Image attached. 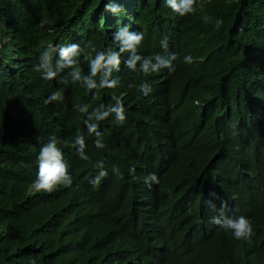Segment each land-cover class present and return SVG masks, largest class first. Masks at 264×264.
Segmentation results:
<instances>
[{"label":"trees","instance_id":"trees-1","mask_svg":"<svg viewBox=\"0 0 264 264\" xmlns=\"http://www.w3.org/2000/svg\"><path fill=\"white\" fill-rule=\"evenodd\" d=\"M195 8L194 15L180 17L167 0H0V264H58L43 260L36 248L44 218L57 214L73 226L84 218L83 202H66H78L77 195L30 188L38 178L40 142L51 136L59 141L68 178L96 197L103 220L136 242L142 237L156 248L166 246L171 255L162 260L148 248L134 263L120 260L99 226L90 225L82 231L83 264H264V0H197ZM217 19L223 20L219 29ZM125 29L143 35L135 71L126 67L132 53L120 51ZM72 44L77 53L68 66L52 46ZM46 48L57 72L51 81L32 70ZM93 49L102 51L105 64L117 55L118 66L102 67L94 77L97 85L103 78L115 88L86 91ZM172 53L177 58L170 60L175 71L169 74L155 57L169 60ZM186 55L193 63L184 62ZM145 60L148 73L140 71ZM154 66L160 71L153 73ZM77 70L81 80L73 83ZM60 90L63 100L44 103ZM113 97L123 100L122 125L115 113L102 122L94 115L108 112ZM86 104L87 114H81ZM84 121L100 125L104 149H96L97 137ZM78 134L87 161L77 156ZM216 158L258 202L247 216L254 232L249 241L206 223L222 201L231 202L234 189L206 175ZM182 204L192 210L179 221ZM153 210L162 214L143 234L152 225L135 222Z\"/></svg>","mask_w":264,"mask_h":264},{"label":"clouds","instance_id":"clouds-1","mask_svg":"<svg viewBox=\"0 0 264 264\" xmlns=\"http://www.w3.org/2000/svg\"><path fill=\"white\" fill-rule=\"evenodd\" d=\"M197 0H167V4L174 10V13L179 14L180 17H186L188 15H194L196 13L195 5ZM205 22L208 21V17H205ZM223 25V20H215V27L219 29ZM123 47L120 49L121 52L130 51L132 57L127 60L126 67L135 71V65L139 62L142 57L136 55L137 46L142 44L143 35H128L127 29L121 33ZM161 46L167 48V42L165 40L161 41ZM48 48V47H47ZM45 49L41 53L39 58V64L33 65V71L39 73L41 78L46 81L55 80L57 77V72L52 70V59L49 51ZM53 50L59 49V54L62 60H67L68 66H72L75 62L70 59L73 54L77 53V46L72 44L71 47L67 46H56ZM95 51L96 58L90 60L92 76L84 78L83 84L87 92L92 89H112L116 87L115 82L108 83L105 79H101L100 84L97 85L94 77L101 70L102 67L119 65L120 61L116 54H110L107 58L106 64L105 56L102 51ZM157 61L165 68L169 70V74L175 71V68L170 63V60H175L176 54L172 53L169 60H164L159 55L155 57ZM184 62L186 64L193 63V58L191 55H186L184 57ZM149 60H145L141 66L140 71L144 73L149 72ZM159 67H153L152 72H159ZM81 77L79 75V70L73 73V83L80 81ZM62 82L63 78H61ZM140 91L144 96L148 95L146 91V85H140ZM62 91L52 92L44 101L45 104H50L53 101L63 100ZM115 103L110 107L108 112L103 114L94 113L96 119L100 122L105 121L111 113L116 115V123L122 125L126 121L125 108L123 105L122 98L113 97ZM198 104L199 101H196ZM103 106V105H102ZM89 105L86 104L79 111L81 114H87V109ZM91 119V117H89ZM87 128L88 134L90 136H95L97 139L93 140L96 149H104L106 147L105 143H101L100 137L104 135L100 131L99 124H90L84 121ZM39 141V138H38ZM59 141L55 136H51L48 141L40 142V149L36 157V164L38 166V172L34 182L30 185L31 190L36 193H52L60 192L65 198L73 197L77 195L79 197L78 202H73L67 199V203L71 205H78L81 203L84 218L79 220V223L75 226L71 225V220L65 219L63 216L57 214L47 215L37 233L35 234V239L39 242L36 246L38 251L43 255L42 259H50L58 264H83L82 258V231L83 228L90 225H98L101 232L107 237L109 242L113 247V252L116 254L117 258L120 260L128 261L131 263L135 262V259L146 249L152 248L156 255L162 260L168 259L171 255L166 246L154 247L151 246L141 237V242L134 241L130 234L123 228H118L115 224H108L106 220H103V216H100L96 212L98 207L96 197H92V194L86 193L85 190L78 185L76 182L72 181L67 176L68 165L64 162L63 151L57 147ZM76 143L80 145L77 150V156L82 161H87L89 159L83 151L84 147V136L78 134L76 138ZM65 147L68 145L65 143ZM102 167V164L100 165ZM206 175L215 185L227 186L231 183L234 185V189L231 195V202L224 203L221 202V207L217 211L207 217L206 223L209 227L213 229H227L230 231L232 237L237 241H249L251 236L254 234L251 221L248 219V214L251 206L253 204L258 205V202L251 197H249L243 191L241 185L236 181L235 178L231 176L229 171L226 169L224 162L221 159H215L211 165L205 170ZM106 173L102 172L101 176H105ZM151 178L156 181V176L150 174ZM159 183V181H156ZM75 183V184H74ZM100 183L99 179H96L94 185ZM238 200L241 202V206L238 205ZM82 204L84 206H82ZM192 209L187 206H182L178 210L177 219L180 221L187 212ZM162 213H156L154 210L150 213L139 215L136 220V225L141 226L142 220L144 222L150 223L152 225L151 229L143 232L147 233L151 231L157 224L158 216ZM227 217V218H226ZM233 219V220H232ZM183 232L187 231V225L183 224ZM127 229L129 230V224L127 223ZM70 232L71 236H66ZM174 233L183 235L178 229ZM169 233L168 235L174 234ZM34 264V262H33Z\"/></svg>","mask_w":264,"mask_h":264}]
</instances>
